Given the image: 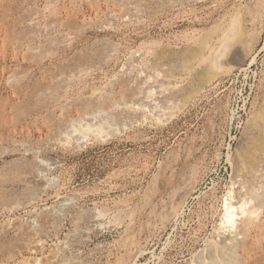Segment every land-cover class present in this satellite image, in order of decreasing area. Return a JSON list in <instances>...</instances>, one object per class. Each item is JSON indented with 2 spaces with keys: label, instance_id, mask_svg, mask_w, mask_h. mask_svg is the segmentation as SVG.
Here are the masks:
<instances>
[{
  "label": "rangeland",
  "instance_id": "374dc122",
  "mask_svg": "<svg viewBox=\"0 0 264 264\" xmlns=\"http://www.w3.org/2000/svg\"><path fill=\"white\" fill-rule=\"evenodd\" d=\"M263 105L264 0H0V264H264L219 229Z\"/></svg>",
  "mask_w": 264,
  "mask_h": 264
},
{
  "label": "bare ground",
  "instance_id": "6f19581e",
  "mask_svg": "<svg viewBox=\"0 0 264 264\" xmlns=\"http://www.w3.org/2000/svg\"><path fill=\"white\" fill-rule=\"evenodd\" d=\"M234 24H236V21H234ZM229 32H230V35H226L224 37L221 35L223 37V39L220 40L221 46L218 50V54L215 58V61L213 62L214 66L217 67V69L221 66V64H220L221 62H219V60L226 57L228 55L229 51L231 50V47H230L231 44L229 43V41L233 37H236V35L238 34L236 32V26L235 25L230 27ZM216 49H217V47H216ZM215 53H217V52L215 51ZM233 53L235 55L233 57H237V54H238L237 51L233 50ZM234 59H236V58H234ZM257 117H259V120L257 122L258 125L256 128L257 130L256 131L254 130V133L252 134V136L249 139L248 147L241 150L240 156H239L241 161H242L244 170H241L240 166L242 164H239L240 159H232L231 160V167L233 170L232 171L233 172L232 173L233 181H232V179H230L232 181V185H231V188L229 187L230 189L228 190L227 199L225 201L226 203H224L225 204L224 214L221 215L222 217H221V221L219 223L220 231L223 233L224 232L228 233V235L223 240L224 245H222V246L224 248L226 246L229 247L227 249L228 250L231 249V251L232 250L236 251L237 248L239 249V247H240V246L237 247V243H236V240H238L237 239L238 236H239V240H240V236L242 237V240H244L245 238L248 237L249 234H251L255 231V229L257 228V218L260 215V211L264 209V185L259 186V183H260L259 180L262 179L264 176V175L263 176L259 175V174H261V173H259L260 169L262 167H264V112L261 111V113ZM71 125H69V128H71L70 131L68 130L69 133L76 132V129H74V127H73L74 124L72 126ZM78 127H80V125L77 126V128ZM255 127H256V125H255ZM7 174H8V172H7ZM10 174H11V171H10ZM230 175H231V173H230ZM7 178H8V176H7ZM257 187H259L263 190L262 194L258 193ZM225 193H226V191H225ZM253 200L255 201V203H253ZM256 201H258V204H256ZM237 230H238V232H237ZM241 243H242V241H241ZM230 245H232V246L230 247ZM223 247H221V249H219V251L224 249ZM227 249H226V251H227ZM240 249H242V248H240Z\"/></svg>",
  "mask_w": 264,
  "mask_h": 264
}]
</instances>
